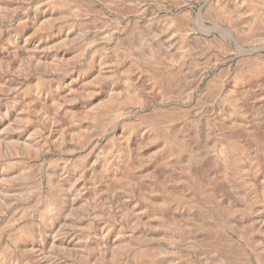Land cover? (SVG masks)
I'll return each instance as SVG.
<instances>
[{"label":"rangeland","instance_id":"rangeland-1","mask_svg":"<svg viewBox=\"0 0 264 264\" xmlns=\"http://www.w3.org/2000/svg\"><path fill=\"white\" fill-rule=\"evenodd\" d=\"M0 264H264V0H0Z\"/></svg>","mask_w":264,"mask_h":264},{"label":"bare ground","instance_id":"bare-ground-1","mask_svg":"<svg viewBox=\"0 0 264 264\" xmlns=\"http://www.w3.org/2000/svg\"><path fill=\"white\" fill-rule=\"evenodd\" d=\"M199 20V19H198Z\"/></svg>","mask_w":264,"mask_h":264}]
</instances>
